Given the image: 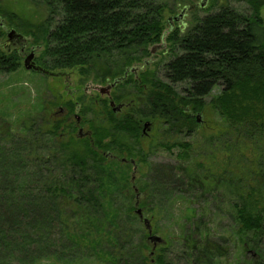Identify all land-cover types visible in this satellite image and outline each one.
Instances as JSON below:
<instances>
[{"label": "trees", "instance_id": "obj_1", "mask_svg": "<svg viewBox=\"0 0 264 264\" xmlns=\"http://www.w3.org/2000/svg\"><path fill=\"white\" fill-rule=\"evenodd\" d=\"M165 1L42 0L48 17L36 24L0 8L10 25L17 23L33 44L43 47L35 57L37 65L59 75L79 68L83 76L94 74L104 84L143 64L152 47L168 45V60L159 63L158 72L131 74L118 87H134L145 97L143 106L139 100L135 107L132 100L130 111L119 116L106 100L107 124L90 122L91 133L83 139L73 135L76 129L66 118H60L25 124L26 137L12 135L9 141H0V264L52 261L62 242L85 249L86 254L93 252L101 264H173L165 242L154 249L144 236L135 206L117 204V194L128 187L126 172L105 155L112 151L133 156V146L124 137H144L147 120L190 133L198 123L195 115L204 111L215 88L220 92L210 104L227 121L225 136L232 133L237 149L252 148L255 156L250 166L240 156L243 168L236 172L226 168L201 190L224 188L231 198L232 233L258 256L236 263L264 264V0H245L246 13L222 5L194 17L184 32L166 27ZM5 27L0 23V42ZM22 60L18 51L0 46V75L19 71ZM125 93L114 99L123 100ZM68 104L75 112V104ZM162 146L181 147L180 159L189 161V144ZM184 170L190 183L201 174ZM172 172L169 179L175 180ZM154 191L141 197L143 214L144 209H163L153 202ZM200 220L181 235L185 264H219L226 256L225 246L212 239V230Z\"/></svg>", "mask_w": 264, "mask_h": 264}, {"label": "rangeland", "instance_id": "obj_2", "mask_svg": "<svg viewBox=\"0 0 264 264\" xmlns=\"http://www.w3.org/2000/svg\"><path fill=\"white\" fill-rule=\"evenodd\" d=\"M165 2L169 6L165 13L166 27L168 29L170 26L174 29L179 28L181 32L193 25L194 17H203L222 5L230 4L241 12H249V6L245 0H166ZM202 2H205V6H202ZM0 8L6 12L16 13L22 20L34 24L41 23L48 17V9L42 0H0ZM261 16L264 20V6L261 9ZM0 23H3L8 31L14 29L25 35L17 27V23L10 25L1 13ZM23 43V46L16 42L9 43L6 34L0 46L9 52L18 51L21 55L22 47H25L26 55L35 52V56H38L43 50L42 46H36L28 37L23 40ZM167 49L168 45L165 42L152 47V55L147 58V62L156 61V64L147 67L144 63L136 64L132 68L140 73L142 71L158 72L159 63L161 62V65L168 60ZM22 58L23 64V55ZM57 72L54 73L57 74ZM60 73L61 75L56 77L46 76L28 71L23 66L15 73L0 75V141H9L10 136L26 137L25 124L34 125L43 120L45 122L65 118L60 108L67 107L69 102L75 104V111L81 112L83 118L81 128L86 135L91 132L90 122L96 126L107 124L104 102L109 100L108 96L115 97L125 91V97L120 103L126 106L134 100L136 107L140 100V107L145 101L144 95L138 94L131 86L117 87L108 93L107 87L113 83L112 79L101 84L94 74L83 76L79 68L62 70ZM102 88L103 93L100 91ZM178 89L181 87L179 86ZM219 92L220 88H215L206 98V108L199 113L202 122L197 123L190 133L186 130L183 132L170 130L162 121L157 120L144 137L138 140H133L128 136L124 137V140L133 146V156L111 151L115 156L112 161L119 165L120 172H126L124 176L126 175L128 182L126 190L117 194V204L121 207L129 205L134 207L138 200L140 205L141 197L145 194L149 196L151 191L155 190L153 202L164 205L163 209L154 207L151 212L144 209L143 216L149 221V227L140 220L136 213L135 215L141 223L140 228L144 230V236L149 238L155 235L164 240L162 243L165 242L169 251L168 256L173 264L186 263L184 257L187 250L181 243V235L186 228H190L193 222L201 221L200 219L205 224L204 228L212 230V239L221 243L223 247L225 246L226 256L219 264H237V260L241 258L252 261L258 257L253 249L244 247L232 233L234 221L229 211L231 198L226 190L221 188L206 193L201 190L202 186L209 184L211 178H220L218 173L223 174L226 168L234 172L243 168L244 162L241 163L240 156L248 159L246 161L248 166L251 165V159L255 156L252 148L238 147L237 149L232 133L228 134V138L225 136L229 131L227 121L210 104V100L218 96ZM129 109H126L125 113L129 112ZM147 122L151 120L143 123ZM73 135L77 137L78 130ZM183 143L190 145L188 150L190 159L187 162L180 159L179 155L184 153L181 147L168 150L162 146ZM229 143L230 146L227 145ZM123 159L133 161L135 164L122 165ZM200 164L203 165L202 168L198 166ZM185 167L193 171L196 169V172L201 174L190 183L189 176L186 175L187 171L184 170ZM170 169L176 176L175 180L169 179ZM178 178L181 181L178 182ZM147 186L149 189L146 190ZM162 243L155 246L151 242L154 249ZM56 247L57 259L43 261L40 264H101L93 256V252L90 255L85 253V249L75 250L67 242L58 243ZM149 251L153 252L152 249Z\"/></svg>", "mask_w": 264, "mask_h": 264}, {"label": "flooded vegetation", "instance_id": "obj_3", "mask_svg": "<svg viewBox=\"0 0 264 264\" xmlns=\"http://www.w3.org/2000/svg\"><path fill=\"white\" fill-rule=\"evenodd\" d=\"M5 31H6V34L8 35V33L10 31H8V29L5 27ZM14 30V29H12ZM19 33V32H18ZM21 34V33H19ZM23 35V34H21ZM24 36V35H23ZM26 39V36H24L23 38H15L13 39L12 41H9V43H12V42H16L18 44H21V46H23V40ZM21 51H22V55L24 57V61L25 59L29 56L28 54L26 55V51H25V47H22L21 48ZM36 57V56H35ZM36 62V61H35ZM37 64V63H36ZM144 64H146V67L149 66V65H154L156 64V61H150V62H147V60L144 62ZM23 66H24V63H23ZM159 68H160V65H159ZM140 72L134 68H129L126 70L125 74L121 77H119L118 79L114 80L113 83L111 85H109L107 87V90L109 87H111V89L108 90V93L111 92V90L113 89H116L117 87H119V85L125 80V79H128L129 75L131 74H139ZM162 74V73H160ZM61 75V74H60ZM118 81V83L114 86V83ZM109 97V107H110V110L116 114V115H123L125 114V110L126 109H129L131 107V103H129L128 106L124 105L123 103H120L121 101H118L114 99V97H111V96H108ZM112 103L114 105H112ZM70 104L67 105V107H64V108H60L62 111H60L62 113L63 116H65V118L67 119V121L73 125V127H75L76 130H78V135H77V138L78 139H83V138H86L87 136L90 135V133L88 132L86 135L83 133V129L81 128L82 126V123H83V118H82V115L80 114L81 112L80 111H75V112H70V108L68 107ZM120 105V107H118ZM133 105V104H132ZM77 110V109H76ZM197 115H195L196 117ZM197 120V119H196ZM73 121V122H72ZM107 157L111 160H114L115 159V156L112 154V153H107ZM123 164H127V163H131L133 164L131 161H125L123 162V160L121 161Z\"/></svg>", "mask_w": 264, "mask_h": 264}, {"label": "water", "instance_id": "obj_4", "mask_svg": "<svg viewBox=\"0 0 264 264\" xmlns=\"http://www.w3.org/2000/svg\"><path fill=\"white\" fill-rule=\"evenodd\" d=\"M202 6H205V2H202ZM7 37H8V40H9V41H12V40L15 39V38H23L24 36L21 35V34H19L16 30H11V31L8 33ZM24 68H25L26 70H28V71H33V72L41 73V74H44V75H46V76H55V77H56V76H59L58 73L56 74V73L50 72V71H48V70L42 68L41 66L37 65L36 62H35V52H32V53H31V54L25 59V61H24ZM117 83H118V81H116V82L114 83V86H115ZM109 89H111V87H109L108 90H109ZM100 91H101V93H103V92H104V89L102 88ZM112 105H114V104L112 103ZM118 107H120V105H119ZM196 119H197V122H198V123H201V122H202V121H201V115H200V114H198V115L196 116ZM151 126H152V123H151V122H147V123L144 124L143 135H147V134H148V131L150 130ZM125 161H126V159H123V162H125ZM131 162H132L133 164H135L133 161H131ZM137 198H138V197H137ZM137 198H136V199H137ZM135 208H136L135 213L139 216L140 220H141L143 223H145V225H146L147 227H149V221H148L147 219L144 218V216H143V212H142V210L139 208V202H138V200H137V202H136V204H135ZM148 240H149L150 242H152L155 246H156L158 243H162V242H163V240L161 239V237H158V236H155V235H151V236L148 238Z\"/></svg>", "mask_w": 264, "mask_h": 264}]
</instances>
